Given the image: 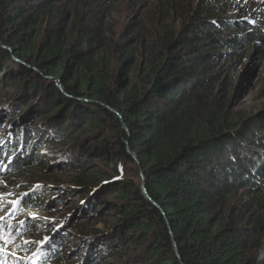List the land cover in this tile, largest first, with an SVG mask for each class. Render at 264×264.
Wrapping results in <instances>:
<instances>
[{
	"label": "trees",
	"instance_id": "1",
	"mask_svg": "<svg viewBox=\"0 0 264 264\" xmlns=\"http://www.w3.org/2000/svg\"><path fill=\"white\" fill-rule=\"evenodd\" d=\"M133 1L149 9L132 39L118 40L105 24L113 0H0V81L34 94L29 111L30 103L11 102L28 115L0 139V214L20 180L54 179L84 196L77 215L93 217L102 204L111 212L104 232L80 234L75 251L84 252L85 264H264V112L232 117L216 68L254 45L264 49V20L224 14L232 0ZM38 112L49 117L53 133L42 136L54 141L53 157L65 160L70 176L52 177L36 165L37 142L28 151L25 122ZM87 153L110 173L94 174ZM125 166L132 169L124 179ZM142 178L159 208L143 195ZM26 200L11 204V218L42 203ZM26 224L15 226L29 230L15 234L18 241L31 239L19 250L40 251L26 264H44L51 239L52 253L70 246L55 232L61 225L44 223L55 227L45 238ZM10 236L1 237L4 246L15 244Z\"/></svg>",
	"mask_w": 264,
	"mask_h": 264
},
{
	"label": "rangeland",
	"instance_id": "2",
	"mask_svg": "<svg viewBox=\"0 0 264 264\" xmlns=\"http://www.w3.org/2000/svg\"><path fill=\"white\" fill-rule=\"evenodd\" d=\"M113 2V13L110 19L105 22V24H107L106 26L116 39L120 40L122 36L126 39H132V34L135 33L136 30L135 25L147 14L149 7L143 5L145 4L144 2L135 4L133 0H113ZM224 14L229 16L233 15V17L241 20L255 19L263 21L264 0H232V5L225 9ZM180 23V19H176L175 23H173V28L178 30ZM157 26L159 29L160 25ZM150 29L155 31L154 26ZM135 46V52H140V50H142V47L136 43H134L133 47ZM138 65L140 66V64ZM216 68L221 74V79L218 83L220 84L222 82V103L232 117L245 114L253 116L264 112V49H261L260 45H254L240 60L228 62L227 65L224 64V60H220L216 64ZM128 71L126 78H124V82L126 83H128V80L131 79L134 74L133 69H129ZM115 72L117 74L118 70L116 69ZM11 78L12 76L7 75L4 80L13 81ZM57 85L59 88L61 87L60 90L63 89L59 81ZM17 89L18 88L10 86L9 83L5 81H0V139L2 137L4 138L9 129L13 128L14 125H20L23 116L28 115V113H23V111L15 109L16 105H11V102L14 101L15 104V102L19 100V104L22 101L25 105L30 103L25 106L27 111L32 107L31 105L33 102H30V98H32L34 94L26 95L18 92ZM9 93L10 95L4 100L1 98L3 94ZM17 114L20 115L16 117ZM46 116L47 115L42 112L27 116L28 118L25 122L27 129H29L26 136L28 144L27 149L30 151L31 145L37 142V145L33 148V153H35L34 155L36 156L33 158L37 160L36 165H39L41 161L42 170L45 174H49L52 177L62 176L65 178V175L70 176V173L66 172L68 167H66L67 164L65 160L63 158H57V156L56 158L53 157L51 147L54 141H51L46 135L42 136L43 133L48 132L46 131L47 122H44V120L49 117L46 118ZM48 122L50 121L48 120ZM48 133L52 134L53 132L49 131ZM32 136L34 139L31 142ZM1 142L2 141H0V144ZM53 149L55 148L53 147ZM85 156L87 159L86 163H89L87 167H91L92 165L91 168L94 174L97 173L102 177L104 174L110 173V167L104 165V162L96 158L95 155L87 153ZM38 168L39 167H37V169ZM129 168L126 166L122 168L121 174L124 179L128 174H131L129 170L132 168ZM65 186L73 185L65 183ZM41 187L46 188L50 193H44ZM1 188L2 185H0V189ZM15 189L16 190L5 196L7 207L4 208L0 214V216L4 217L3 221H0V223L3 222L4 225L3 228H0V237L2 234L6 236L13 234V238L16 239L15 234L21 235L23 232H28L29 230L17 233V227L15 226L22 223H27V226L30 225V223H35V225L40 228L39 232L45 234V238H50L53 235L55 227L50 230L47 226H44V223H53L54 226L61 225L60 230L55 232H60L61 234L64 232L65 234L62 235V238L63 240H68L70 246L62 250L58 248L56 252L52 253V246L55 241L53 240L52 242L51 239V243L48 242L46 244V246H50L51 251L46 257L44 264H56L55 258L58 257V254H63L60 264H85L87 259L86 255L83 251H75V249L82 246L80 245L81 240H79V237H81L80 234L83 236V232H85L86 235L91 234L85 237L88 239L93 234L102 233L109 227V219L105 216H108L111 212L109 209L104 208L105 204L98 206L93 217L91 215L84 216V211L77 215L78 202L84 198V196L79 197V194L61 190L54 179L31 182L23 179L18 182L17 188ZM23 196H27L28 201L33 197L41 198L42 203H39L37 206H31L30 209L26 211H19L18 214L11 218L9 213L11 211L10 206L13 204L12 202L21 199ZM238 198H240V193L237 195V199ZM10 225H14V229H12ZM75 225L78 227L74 228ZM78 228L85 229L80 230ZM261 238L264 240V231L262 232ZM30 240V237H22L20 241L16 239L15 242H13L15 244L10 246H4L0 243V247L6 248L8 253L7 255H0V264H26L27 261L29 262V260L38 257L40 254L39 250L36 254H33L35 251L33 249H29L31 252H29V250H19V246L27 244ZM41 245L43 246L42 243Z\"/></svg>",
	"mask_w": 264,
	"mask_h": 264
},
{
	"label": "water",
	"instance_id": "3",
	"mask_svg": "<svg viewBox=\"0 0 264 264\" xmlns=\"http://www.w3.org/2000/svg\"><path fill=\"white\" fill-rule=\"evenodd\" d=\"M244 78V77H243ZM243 78H242V80H243ZM241 80V81H242ZM61 88V87H60ZM61 91H63V89H61ZM120 118V117H119ZM123 127L126 129V127H125V125L123 124ZM130 156L133 158V159H135L134 158V156L133 155H131L130 154ZM140 189H141V191H142V193H143V195L145 196V198L153 205V206H155L156 208H159L151 199H150V197L148 196V194H147V192H146V189H145V185H144V182H143V178L141 179V185H140ZM173 246H174V248H175V253H176V256L179 258V255H178V253H177V249H176V245H175V243L173 242Z\"/></svg>",
	"mask_w": 264,
	"mask_h": 264
},
{
	"label": "snow or ice",
	"instance_id": "4",
	"mask_svg": "<svg viewBox=\"0 0 264 264\" xmlns=\"http://www.w3.org/2000/svg\"><path fill=\"white\" fill-rule=\"evenodd\" d=\"M3 200H4V196L0 195V202H2ZM12 203H14L18 206L19 201H13ZM3 219H4V217L0 216V221H3ZM3 227H4L3 223H0V228H3ZM8 242L9 241H7V240L5 241V243H8ZM7 254L8 253H7L6 248L0 247V255H7ZM13 255H14V253H13Z\"/></svg>",
	"mask_w": 264,
	"mask_h": 264
}]
</instances>
